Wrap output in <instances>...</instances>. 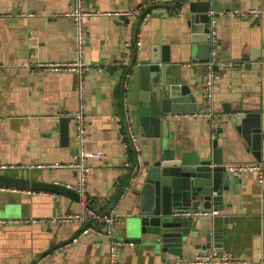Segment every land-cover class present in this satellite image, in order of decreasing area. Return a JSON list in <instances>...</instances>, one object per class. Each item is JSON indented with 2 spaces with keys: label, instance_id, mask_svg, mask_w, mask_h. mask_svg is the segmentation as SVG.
<instances>
[{
  "label": "crops",
  "instance_id": "obj_1",
  "mask_svg": "<svg viewBox=\"0 0 264 264\" xmlns=\"http://www.w3.org/2000/svg\"><path fill=\"white\" fill-rule=\"evenodd\" d=\"M158 1L173 0H82L90 12L84 17L82 54L92 67L85 74V144L87 150L100 154L89 161L88 194L96 210L115 209L114 235L121 239L127 234L126 220L150 208L154 198V186L146 182L143 167L138 180L120 199L128 180L121 171L126 137L123 97L140 146L138 153L130 146L132 163L142 165L147 160L152 139L140 135L133 113L139 86L136 67L129 68L134 53L136 58H143L151 45H167L168 81L189 85L197 111L204 102L201 82L206 66L197 57L198 44L190 40L188 20L190 5L205 0L154 6ZM236 3L233 10L242 11L243 16L228 14V3L216 12L218 57L243 61L238 69L220 72L214 83L213 106L226 113L223 126L212 137L204 117L195 112H176L188 115L173 116L174 112L163 116L158 129L170 148L208 153L216 139L225 166L256 162L231 117L235 102L245 97L249 104L260 102L264 108V58L251 59L249 55L251 46L264 49V0ZM69 5V0H0V13H10V17H0V164L14 166L0 173L66 184H73L77 178L74 168L56 165L70 162L78 146L72 118L78 108L77 77L70 71L34 65L76 57ZM143 9L149 11L142 14ZM104 66L103 71L95 69ZM127 71L130 77L124 88ZM63 116L67 118L65 135L59 122ZM260 164L264 173V163ZM231 177L236 179L234 189L230 183L221 207H215L218 213L194 218L182 241L181 255L128 242L121 247L118 259L124 264H157L210 248L231 250L248 260L264 259V177L259 182L253 170ZM146 188L153 190L152 195ZM78 200L55 192L0 186V264H109V240L102 233L90 230L79 235L83 224L48 221L77 211ZM90 224L102 228L97 219H91ZM206 234H210L208 240ZM209 243V248H203Z\"/></svg>",
  "mask_w": 264,
  "mask_h": 264
},
{
  "label": "water",
  "instance_id": "obj_2",
  "mask_svg": "<svg viewBox=\"0 0 264 264\" xmlns=\"http://www.w3.org/2000/svg\"><path fill=\"white\" fill-rule=\"evenodd\" d=\"M178 1H158L154 6L173 7ZM226 3L228 10L230 6H237L236 0H205L190 5L188 28L190 40L198 44L199 60L206 61L210 55L207 12L221 11L227 7ZM149 48L148 54L143 58H136L134 53L129 68L136 67L139 77L138 103L133 113L139 124L140 135L152 138L148 143L147 160L142 162V167L146 172V182L154 186V198L150 208L126 220L127 234L124 240L141 246L147 244L149 249L156 252L181 255L182 241L188 236L194 218L178 212L189 208L221 207L224 191L228 190L230 183L234 189L236 179L226 169L222 147L217 144L216 139L212 140L208 153H200L193 149L170 148L158 134L164 115L196 112L198 109L188 84L168 81V46L153 44ZM249 55L251 59L264 58V49L251 46ZM248 102L250 101L245 97L237 100L232 107L231 117L247 150L256 162L264 163V108L260 102ZM59 122L62 135H65L68 130L67 118L60 117ZM237 180L240 181V178ZM0 186L55 192L79 199L75 190L61 182L0 173ZM120 187L122 186L117 188L116 195ZM146 189L152 195L153 190ZM209 238L210 234H206V239ZM205 245L203 248L210 247V243Z\"/></svg>",
  "mask_w": 264,
  "mask_h": 264
},
{
  "label": "built area",
  "instance_id": "obj_3",
  "mask_svg": "<svg viewBox=\"0 0 264 264\" xmlns=\"http://www.w3.org/2000/svg\"><path fill=\"white\" fill-rule=\"evenodd\" d=\"M69 10L67 15L72 18L75 25V37H76V57L66 61H46V62H35L34 65L38 67L48 68L50 70L59 71H70L77 77V96H78V108L72 114L74 121L75 134L78 139V146L73 159L67 163L56 164L58 166L74 168L77 171V178L73 184H66L71 189H74L79 196L78 210L70 212L64 215L53 216L48 219L52 223L58 222H77L83 224L84 227L79 231V235L86 233L90 230L97 231L106 236L109 240V264H124L118 259V253L121 247L128 243L124 239L118 238L114 235L115 233V221L116 211L111 208L105 212H97L90 207V199L88 194V180L90 170V160L100 156L98 152L89 151L85 144V135L87 130V116L85 112V74L92 68L88 63L85 62L82 54L83 46L85 43V28H84V17L88 12L82 0H69ZM136 12L135 9L132 10ZM248 13L256 15V10H249ZM228 14H235L243 16L244 13L240 10H228ZM209 16V43H210V55L205 61V72L203 74L201 87H202V98L204 100L202 108L193 113L199 117H204L209 122L211 129V136L215 137L218 133V129L224 124V117L226 113L221 109H216L213 106V88L216 78L220 75V72L235 70L243 66L241 60H224L218 57L217 54V34H216V12L208 11ZM0 17H10V13H0ZM136 46L140 45L137 41ZM125 59L122 61L125 63ZM98 71H103L104 67L95 68ZM130 77V72L127 71L124 74V88H127V81ZM124 107L123 125L126 137L123 138L124 148V162L121 166V171L128 178L127 184L123 186L124 192H121L120 199L123 198L125 192L129 187L138 180L141 171L143 170L142 165L139 162L132 163L130 157V146L133 148L135 153H138L140 146L138 144V136L135 132L134 125L130 118L129 111L127 109L128 104L125 97L122 99ZM187 113L178 114L174 113L173 116H187ZM37 166H42L38 164ZM12 165L0 164V170L6 168H13ZM226 169L232 172L233 175L240 176L243 171L253 170L258 174V181L262 182L264 173L262 165L258 162L253 163H237L228 164ZM218 213V209L215 207L210 208H189L183 209L178 212L180 215L191 216L193 218L200 216H212ZM91 219H97L101 222L102 228L100 230L95 229L94 225L90 224ZM72 240H76L73 237ZM157 264H264V259L254 261L240 257L238 254L231 250H219L216 248L210 249H198L193 252L189 257L172 258L168 260H162Z\"/></svg>",
  "mask_w": 264,
  "mask_h": 264
},
{
  "label": "trees",
  "instance_id": "obj_4",
  "mask_svg": "<svg viewBox=\"0 0 264 264\" xmlns=\"http://www.w3.org/2000/svg\"><path fill=\"white\" fill-rule=\"evenodd\" d=\"M176 7H177V6H176ZM148 11H149V10L143 9L142 12H144V13H142V14H145V13L148 12ZM90 207H91L92 209H94L95 211L100 212V211L96 210L95 208H93V207L91 206V204H90ZM103 212H104V211H103Z\"/></svg>",
  "mask_w": 264,
  "mask_h": 264
}]
</instances>
